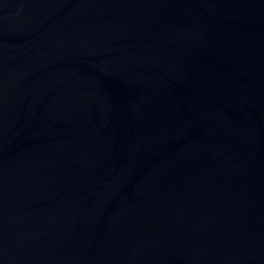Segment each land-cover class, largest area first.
Listing matches in <instances>:
<instances>
[{
  "label": "water",
  "instance_id": "95a60500",
  "mask_svg": "<svg viewBox=\"0 0 264 264\" xmlns=\"http://www.w3.org/2000/svg\"><path fill=\"white\" fill-rule=\"evenodd\" d=\"M0 264H264V0H0Z\"/></svg>",
  "mask_w": 264,
  "mask_h": 264
}]
</instances>
